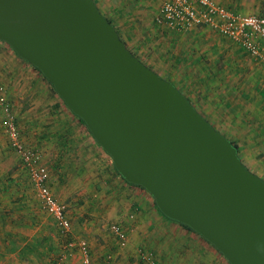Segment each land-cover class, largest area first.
Listing matches in <instances>:
<instances>
[{
    "label": "water",
    "instance_id": "water-1",
    "mask_svg": "<svg viewBox=\"0 0 264 264\" xmlns=\"http://www.w3.org/2000/svg\"><path fill=\"white\" fill-rule=\"evenodd\" d=\"M0 39L82 117L117 170L229 264H264V177L95 0H0Z\"/></svg>",
    "mask_w": 264,
    "mask_h": 264
},
{
    "label": "crops",
    "instance_id": "crops-1",
    "mask_svg": "<svg viewBox=\"0 0 264 264\" xmlns=\"http://www.w3.org/2000/svg\"><path fill=\"white\" fill-rule=\"evenodd\" d=\"M216 36L208 28L194 27L188 31L187 37L192 41H189V46L192 49L195 46L196 59H203L206 54L213 66L221 59V63L227 67L238 44L233 40H210H218ZM249 59L252 62L248 67L249 82L263 89L260 84L264 86V68L253 57ZM244 60L240 58L237 63ZM243 69L245 71L247 68L244 66ZM32 76L37 79L40 88L14 87L7 91V97L17 115L24 140L37 145L43 152L42 160L49 169L52 191L60 199L67 200L69 197L72 200L81 196H71L75 193V184H78L77 192L86 193L89 197L79 204V208L94 207L101 210L98 216L101 220L105 217L108 221V217L113 215L116 220L111 221L120 223L127 232L126 243L120 245L110 229V233H106L99 226L86 225L96 222L85 221L83 226H78L73 225L71 220V230L75 237H84L83 233L87 232L93 261L99 263L105 255L110 254L108 264H133L130 262L132 254L129 249L141 245L143 248L137 253L140 264H187L182 240L193 239L195 245H198L197 235L163 215L153 200L140 194L138 187L128 183L116 167V171L113 170L110 165L111 156L86 125L52 87H48L36 73ZM255 86L246 88L242 95L229 96L230 99L219 97L218 102L231 105L236 112L242 111L233 116L242 128L236 130L235 136L243 145H262L257 151L262 152L263 157L252 164L249 163L251 157L247 148L244 149L245 155L241 154V150L239 154L250 169L264 177L261 171L264 170V94ZM37 91L39 94L35 93ZM241 96H244V100ZM252 96L255 98L252 99ZM24 97H27L26 101ZM240 102L242 104L238 105ZM0 117V264H81L80 253L76 249H69L66 257L60 260V254L64 251L63 238L54 220L41 211L38 202L36 204L25 198L29 190V174L19 152L9 144L1 110ZM88 143L94 150V157L89 159L85 154ZM119 176L122 179L120 183ZM119 185L123 190H120ZM124 190L130 194L128 199L121 198ZM40 211L44 214L43 218L34 215ZM28 228L31 230L26 232ZM202 243L205 244L204 241ZM210 251L213 253L214 248Z\"/></svg>",
    "mask_w": 264,
    "mask_h": 264
},
{
    "label": "rangeland",
    "instance_id": "rangeland-1",
    "mask_svg": "<svg viewBox=\"0 0 264 264\" xmlns=\"http://www.w3.org/2000/svg\"><path fill=\"white\" fill-rule=\"evenodd\" d=\"M95 2L99 9L102 10L101 12L114 24L126 46L136 56L146 62V64L151 66L160 75L171 80L186 96L189 97V99L192 100L195 107L217 129L239 145L242 155H245L244 149L247 148L251 157L249 163L255 164V161L263 157L261 154L262 152L257 151L262 145H255V143L243 145L242 141L238 140L235 136L236 130L242 128L239 127L240 124L236 122L233 116L241 114L242 111L239 110V112H236L231 105L229 106L225 103L222 104L223 101L218 102L219 97H223L225 100L230 99L229 96L242 95V93H245L246 88H253L255 86L252 85V81L249 82L248 78V67L250 66V63H252L249 59L252 58L249 53H247L240 45L236 44L238 47H235L236 49H234L235 51L232 54L231 63L229 62L230 60L228 61L229 66L226 67L225 64L221 63V59L218 61L219 63H215L216 65L213 66V64L209 62L211 59L209 57L207 58L206 54L203 59H196V52L194 51L195 46H192L193 49L189 46V41L191 40L187 37L188 31L181 33V31L173 30L156 21L155 17L161 2L160 0H95ZM221 2L235 10L245 13L264 14V0H221ZM212 32L218 37V40L211 38L210 40L212 41L231 40L218 32ZM0 43V82L7 87V91H10V89L14 87L19 88L21 86L28 89L30 87L37 89L40 88L37 79L35 80L34 76H32L34 73L45 81L48 84V87H52L33 67V65L19 56L6 41L0 39ZM240 58L245 59L244 61H248L249 63L244 64V61H242V64H238L237 60ZM244 66L247 68L245 71L243 69ZM260 86H262L263 89L259 86L255 87L260 88L264 94V86L262 84H260ZM35 93L39 94V91ZM243 97L244 96H241V99L244 100ZM253 98H255V96H252V99ZM26 99L27 97L23 98L24 101H26ZM240 104L242 103L240 102L238 105ZM254 104H256V100H254ZM1 132L2 128L0 125V134ZM28 145L32 144L28 143ZM92 152H94V150L90 148V144L88 143L85 153L88 159L94 157ZM110 165L113 170L116 171L112 156L110 158ZM261 171L264 172V170ZM120 178L121 176H119L118 180ZM27 180V188L29 187V190L25 198H29L34 203L38 202L41 211H43L29 175L27 176ZM121 180L122 179L119 180V183ZM137 187L141 192L140 194H144V196L146 195L145 197L151 201L154 199L148 192L149 190L140 186ZM78 189V184H75V193L74 195L72 193L71 196H77V194L81 196L72 200L69 197L67 200L60 199L54 192L53 193L58 200L66 204L67 213L69 214L68 216L70 220H72L73 225L79 224L83 226V222L85 223V221L91 223L96 222L93 223L94 225H86L88 227L99 226L106 233H110L109 225L112 222L111 220H116V218L112 215L108 217V221H106L107 218L105 217L101 220V218H99V214L101 215V212L99 213V211L101 210L95 209L94 207L91 209H84L83 207L79 208V204L87 201L89 197L86 193H78ZM120 190H123L121 186ZM125 191L126 190L122 191L121 198L124 197L125 199H128L130 194ZM40 212H36L34 215L38 217L40 215L39 218H43L44 214ZM28 230L31 229H26V232H28ZM86 233L83 234L87 239ZM93 234L94 233H92V235ZM197 238L198 245H195L193 239L182 240L184 253L186 254L184 260L187 261V264H227V260L224 256L218 253L215 249L213 253H211L210 250L213 247L206 242L203 244V240L199 239L198 236ZM142 248L141 245H134L132 249H129L132 254L130 262L133 264L139 263L140 259L138 258L137 253H139V250ZM207 248L209 250H207ZM217 258L220 261H217Z\"/></svg>",
    "mask_w": 264,
    "mask_h": 264
},
{
    "label": "built area",
    "instance_id": "built-area-1",
    "mask_svg": "<svg viewBox=\"0 0 264 264\" xmlns=\"http://www.w3.org/2000/svg\"><path fill=\"white\" fill-rule=\"evenodd\" d=\"M158 23L176 31H189L205 27L233 40L264 68V14L235 10L219 0H161L155 17ZM0 110L3 127L9 144L19 152L29 173L42 210L50 215L63 238L62 261L70 249L80 253L81 264H108L111 255H105L99 263L93 261L91 245L85 237H75L67 206L57 199L49 184V169L43 162V152L35 145H28L22 136L17 115L7 97V87L0 82ZM120 245L127 240L125 228L117 222L109 225ZM150 260V257H148Z\"/></svg>",
    "mask_w": 264,
    "mask_h": 264
},
{
    "label": "trees",
    "instance_id": "trees-1",
    "mask_svg": "<svg viewBox=\"0 0 264 264\" xmlns=\"http://www.w3.org/2000/svg\"><path fill=\"white\" fill-rule=\"evenodd\" d=\"M109 20V19H108ZM110 21V20H109ZM111 22V21H110ZM121 37V36H120ZM25 60V59H24ZM142 60V59H141ZM146 63V62H145ZM148 65V64H147ZM33 67L45 78V80L52 86V88L54 89V91L56 92V90H55V88L53 87V85L48 81V79L44 76V74L40 71V69H38L36 66H34L33 65ZM151 67V66H150ZM152 68V67H151ZM191 100V99H190ZM63 101V100H62ZM192 101V100H191ZM64 102V101H63ZM193 103V102H192ZM76 114V113H75ZM77 115V114H76ZM77 117L79 118V120L82 122V123H84L85 125H86V127H87V129L91 132V130L89 129V127L87 126V124H86V122H85V120L82 118V117H80L79 115H77ZM92 133V132H91ZM227 136V135H226ZM231 139V138H230ZM232 140V139H231ZM233 141V143L237 146V148H238V152H239V145L234 141V140H232ZM240 155V154H239ZM117 169V168H116ZM119 172V171H118ZM120 173V172H119ZM121 174V173H120ZM122 175V174H121ZM122 177L128 182V183H130V184H132V185H136V186H140V187H142V188H144V189H146L144 186H142L141 184H136V183H133V182H131V181H129V180H127L123 175H122ZM153 201H154V203H155V200L153 199ZM155 205H156V203H155ZM156 207H157V205H156ZM158 208V207H157ZM159 209V208H158ZM160 210V209H159ZM163 215H165V214H163ZM166 216V215H165ZM166 217H168V216H166ZM169 219H172V220H174V221H177V220H175V219H173V218H170V217H168ZM178 223H180L181 225H183L188 231H190V232H192V233H194L195 235H197L198 237H199V239H201V240H203L204 242H206L207 244H209V245H211L218 253H220L212 244H210L205 238H203L200 234H198L197 232H195L192 228H190L186 223H183V222H180V221H177ZM221 254V253H220ZM222 255V254H221ZM223 256V255H222ZM228 262V261H227Z\"/></svg>",
    "mask_w": 264,
    "mask_h": 264
}]
</instances>
